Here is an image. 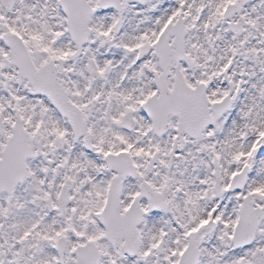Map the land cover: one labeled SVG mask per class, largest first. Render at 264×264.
I'll return each mask as SVG.
<instances>
[{"label":"snow or ice","instance_id":"snow-or-ice-1","mask_svg":"<svg viewBox=\"0 0 264 264\" xmlns=\"http://www.w3.org/2000/svg\"><path fill=\"white\" fill-rule=\"evenodd\" d=\"M0 264H264V0H0Z\"/></svg>","mask_w":264,"mask_h":264}]
</instances>
